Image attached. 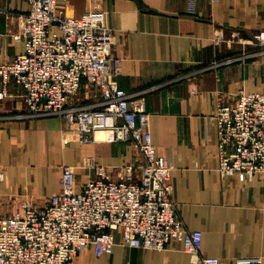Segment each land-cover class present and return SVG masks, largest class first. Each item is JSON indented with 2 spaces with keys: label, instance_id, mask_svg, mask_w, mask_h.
Returning <instances> with one entry per match:
<instances>
[{
  "label": "crops",
  "instance_id": "crops-1",
  "mask_svg": "<svg viewBox=\"0 0 264 264\" xmlns=\"http://www.w3.org/2000/svg\"><path fill=\"white\" fill-rule=\"evenodd\" d=\"M57 10L78 17L106 13L116 81L143 103L157 157L171 168L172 198L183 225L201 232L200 253L219 264L256 259L264 264V182L217 171V103L236 95L264 94V54L239 43L264 32V0H57ZM25 0H0V63L23 52ZM240 40V41H239ZM217 41V43L215 42ZM84 86L71 104L91 103ZM129 141L80 144L58 116H30L22 91L9 84L0 99V218L28 203L41 209L60 189L63 166L75 171L80 188L96 167H137ZM95 257L84 249L71 264H198L170 242L162 251L118 243Z\"/></svg>",
  "mask_w": 264,
  "mask_h": 264
},
{
  "label": "built area",
  "instance_id": "built-area-1",
  "mask_svg": "<svg viewBox=\"0 0 264 264\" xmlns=\"http://www.w3.org/2000/svg\"><path fill=\"white\" fill-rule=\"evenodd\" d=\"M25 2L23 52L0 63V99L13 84L28 115L60 117L80 144L129 141L140 164L137 175L132 165L114 168V176L96 167L80 188L74 169L63 166L60 189L44 207L26 203L0 218V264H71L86 248L99 257L111 252L116 233L125 247L162 251L179 242L198 264H219L200 253L201 232L187 229L178 216L171 168L155 154L142 101L131 102L117 85L120 60L111 54L106 13L94 9L70 17L57 10V0ZM239 43L264 54V32ZM84 86L91 89V103L71 104ZM211 123L220 176L264 182V94L240 91L231 103H217ZM252 263L258 260H236Z\"/></svg>",
  "mask_w": 264,
  "mask_h": 264
},
{
  "label": "bare ground",
  "instance_id": "bare-ground-1",
  "mask_svg": "<svg viewBox=\"0 0 264 264\" xmlns=\"http://www.w3.org/2000/svg\"><path fill=\"white\" fill-rule=\"evenodd\" d=\"M95 136L97 139H100V140H102L104 138V134L100 133V132H97Z\"/></svg>",
  "mask_w": 264,
  "mask_h": 264
},
{
  "label": "rangeland",
  "instance_id": "rangeland-1",
  "mask_svg": "<svg viewBox=\"0 0 264 264\" xmlns=\"http://www.w3.org/2000/svg\"><path fill=\"white\" fill-rule=\"evenodd\" d=\"M251 46V45H250ZM252 46H255L256 47V49H258L259 47L258 46H256V45H252Z\"/></svg>",
  "mask_w": 264,
  "mask_h": 264
}]
</instances>
